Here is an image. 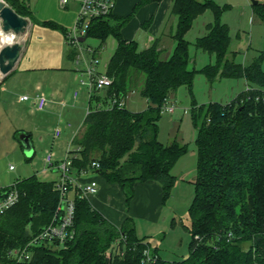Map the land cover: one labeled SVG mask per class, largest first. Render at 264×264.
<instances>
[{
	"label": "trees",
	"instance_id": "16d2710c",
	"mask_svg": "<svg viewBox=\"0 0 264 264\" xmlns=\"http://www.w3.org/2000/svg\"><path fill=\"white\" fill-rule=\"evenodd\" d=\"M159 0H139L136 6ZM21 15L30 16L25 0H7ZM206 9L214 21L197 37L196 45L215 54V63L202 68L209 80L217 77H244L247 88L230 102L212 101L197 105L192 118L197 128V174L188 208L191 232L189 255L180 260H164L156 249V264H264V70L262 55L244 65L229 58L230 29L221 22L222 6L214 0H173L171 12L177 16L172 33V53L165 57L159 40L140 49L135 40L123 37L121 28L133 15L110 14L90 22L88 36L109 35L117 41L106 73L113 82L90 100H124L139 88L147 107L131 111L117 103L111 108H94L85 115L73 167L91 169L108 182L118 184L128 205L135 196V184L157 181L162 202L176 182L171 169L187 151L186 144H164L158 138L163 106L180 85L192 93L196 69L190 66L186 33ZM253 11L264 20V2L253 3ZM147 21L145 24H147ZM44 24L56 27L52 21ZM67 30H65V33ZM74 48L69 49L73 59ZM92 103V104H91ZM168 104V103H167ZM92 161L99 166L93 167ZM55 180H42L33 174L17 180L20 198L0 216V264H14L7 255L11 248L25 244L45 227L55 214L59 191ZM75 199V238L66 246L56 242L35 246L29 260L17 264H144L143 249L148 246L137 235L132 216L120 226L95 209L88 198ZM174 223V220L172 221ZM120 240L118 243L117 241Z\"/></svg>",
	"mask_w": 264,
	"mask_h": 264
},
{
	"label": "crops",
	"instance_id": "0c3cea01",
	"mask_svg": "<svg viewBox=\"0 0 264 264\" xmlns=\"http://www.w3.org/2000/svg\"><path fill=\"white\" fill-rule=\"evenodd\" d=\"M138 1L117 0L113 14L117 16L129 14L131 7ZM25 4L31 9V15L25 16L29 19V23L26 32L20 35L19 40L23 44L21 55L9 73L3 75L0 72V185L2 186L30 176H25L28 173L24 164L16 171V167L10 168L12 164L7 165V160L11 154L18 153L20 148L25 153L35 155V132H40L45 122L56 114H62L59 120L63 125H57L54 128L52 135L54 142L51 144L53 146L48 151H52L58 161L63 158L67 148L72 144L75 150L77 146L73 140L80 134L75 126L78 120H81L80 114H82L84 103L86 105L84 96L80 99V95H84V91L87 92V90L79 83L80 74L75 69L73 59L69 57L70 46L65 36V30L68 31L75 25L80 1L69 0L65 6L60 4V0H25ZM172 4L173 0H159L145 4L140 10L141 16H138L139 11L132 19L133 26L121 28L123 37L127 40H135L140 49L149 47L158 38L163 48V55L168 57L175 46L172 33L178 19L171 12ZM44 21H52L56 23V27L44 24ZM147 21L149 22L145 24ZM105 43L106 40L101 46ZM111 44L116 48L115 37ZM16 75L21 77V82L30 92L18 94L15 93L14 88L11 91L8 82ZM83 88L85 90H82ZM76 90L79 93L75 97ZM23 94H28L30 99L21 100L20 96ZM38 94L45 95L48 100L42 110L36 106L35 97ZM30 127L33 128L28 129ZM56 129L60 131L58 135H55ZM21 135L28 136L30 152H26ZM39 140H43L42 135H39ZM28 154L26 156L24 154L27 160L32 158V156L27 157ZM44 156L41 157V171L35 172L43 174L54 172L57 175L54 179L56 181L59 178V171L46 170ZM33 174L36 175V173ZM71 176L83 182L95 179L98 183V191L88 196L92 206L115 225L120 226L123 223L127 215L123 210V191L118 184L108 182L91 169L83 172L73 167ZM75 193V187L71 188L69 195L75 196ZM139 194L143 196L142 200H138ZM158 203L159 205L162 203L161 185L152 180L137 182L131 204L133 211L130 215L145 214L156 222L159 215ZM135 226L139 232L136 222Z\"/></svg>",
	"mask_w": 264,
	"mask_h": 264
},
{
	"label": "rangeland",
	"instance_id": "374dc122",
	"mask_svg": "<svg viewBox=\"0 0 264 264\" xmlns=\"http://www.w3.org/2000/svg\"><path fill=\"white\" fill-rule=\"evenodd\" d=\"M214 1L222 6L223 10L220 20L227 23L230 29L231 43L228 57L230 59L234 58L236 62L248 65L259 55H262V69L264 70V20L254 13V0ZM256 1L264 2V0ZM136 3L129 11L130 13L133 12V15L124 26L131 28L133 26L132 19L145 6V4L139 5L134 10ZM138 16H141V11ZM214 19L213 12L210 9H206L196 17L193 26L186 33L185 38L189 42V55L191 58L190 66L196 69L192 83V93L186 85H180L177 91L167 99L168 105L173 106L174 111L170 112L163 109L159 120L158 138L160 141L164 144L177 141L187 146V151L177 159L171 169L172 174L177 178L176 182L166 201L160 205L158 203L157 209L159 215L156 222L145 214L132 216L138 227L139 232H137V235L145 243H148L151 249H156L164 260H180L189 255L191 232L186 228V225H190L188 208L194 196V180L197 174V128L192 118L193 101L196 100L197 105L212 101L227 103L240 91L247 88V82L244 77L222 76L209 80L202 72V68L205 65L215 63L216 57L214 53H209L197 47L196 39L206 32V24L214 21ZM19 39L20 36L16 35L15 40ZM112 40H114V37L109 36L106 39L105 45L101 46V41L98 37L89 35L82 41L84 48L90 46L98 50L96 56L98 58L97 68L101 72L106 69V63H108L110 56L115 51V47L111 44ZM86 56L90 58L92 55L90 56V53L86 51ZM20 78L18 75L12 77L8 82V87L11 86V91L14 88L15 93L18 94L30 92L25 84L21 82ZM82 90H85V88ZM84 92V95H80V99L84 96L83 100L86 101V105L84 103L82 114H80L81 120H78V124L75 126L80 133L83 129L82 122L87 112V105L89 104L87 92ZM124 102L125 107L131 111L144 110L148 105L147 99L140 93L139 88L129 91L124 98ZM61 115L56 114L51 117L45 122L40 132H35V155L25 153L20 148L18 153L10 155L7 165L12 164L13 168L15 169L16 167V171H18L22 164H24L26 173H28L25 176L36 173L37 177L42 180H54L57 176L54 172L43 174L35 171H41V157L53 146L51 144L54 142L52 138L54 128L57 125H63L62 121L59 120ZM39 135L43 136L42 141L39 140ZM70 148L74 149V145L72 144ZM24 154L25 156L28 154L27 157L32 156V158L27 160ZM123 196V210L126 215H130L131 211H133L131 204L134 197L127 205L124 193ZM142 197L139 194L138 200H142ZM151 198L153 201L152 196ZM173 220L174 223H172Z\"/></svg>",
	"mask_w": 264,
	"mask_h": 264
},
{
	"label": "built area",
	"instance_id": "2783aa9c",
	"mask_svg": "<svg viewBox=\"0 0 264 264\" xmlns=\"http://www.w3.org/2000/svg\"><path fill=\"white\" fill-rule=\"evenodd\" d=\"M5 4L10 5L7 0H0ZM69 0H60V4L65 6ZM80 9L75 22V25L66 32V41L70 48H74L75 54L73 56V62L75 64L76 71L80 74L79 83L81 87H85L88 94L89 104L87 105L86 114L90 113L94 108H111L117 103L118 106L125 105L124 100H117L111 97L107 101H95L94 108L90 105V100L93 99L94 94L102 93L105 88H108L113 79L110 77L106 70L99 71L97 68L98 50L88 46L84 48L82 46L83 36H88V29L92 19L107 17L113 13L116 0H79ZM2 29L0 19V30ZM86 51L90 53V58L86 56ZM79 91H75V97ZM21 100H28L30 96L23 94L20 96ZM47 97L43 94H38L35 97L36 106L39 110L45 108L47 104ZM163 109L167 111H174L173 106H169L167 103L163 106ZM60 133L59 129H56L55 135ZM73 155L74 150L70 147L61 160L55 158L52 151L46 152L44 156L45 169H57L59 171V178L55 182V188L59 191V202L53 219L45 227H43L38 233L34 234L25 244L20 247L11 248L8 250L7 255L14 264L29 260L32 255V250L35 246H39L45 243L56 242L60 246H66L68 242L75 238L76 231L74 228V215H75V199L74 196L69 195L71 188L75 187L76 193L81 197H86L97 193L98 183L95 179H88L87 181H78L71 176V170L73 169ZM93 167H98V161H92ZM10 168H13L11 165ZM86 172L85 169L82 170ZM20 198V192L17 186V181L2 186L0 185V216L3 215L11 206L18 202ZM118 243L120 240L117 241ZM143 263L144 264H156L158 258L157 254L152 253L151 247L148 245L143 249ZM7 264V263H6Z\"/></svg>",
	"mask_w": 264,
	"mask_h": 264
},
{
	"label": "water",
	"instance_id": "95a60500",
	"mask_svg": "<svg viewBox=\"0 0 264 264\" xmlns=\"http://www.w3.org/2000/svg\"><path fill=\"white\" fill-rule=\"evenodd\" d=\"M253 3H257L256 0ZM0 19L2 29L4 31H12L16 35H22L26 32L29 19L19 14L11 5L5 4L0 1ZM82 41L85 40V36L80 38ZM23 44L20 40H15L11 46L4 47L2 53H0V72L3 75L9 73L14 67L15 63L21 55ZM21 140L24 144L26 152H30L29 141L27 135H21Z\"/></svg>",
	"mask_w": 264,
	"mask_h": 264
},
{
	"label": "clouds",
	"instance_id": "9594fccd",
	"mask_svg": "<svg viewBox=\"0 0 264 264\" xmlns=\"http://www.w3.org/2000/svg\"><path fill=\"white\" fill-rule=\"evenodd\" d=\"M14 43V33L10 30L7 33H4L0 30V53H2L4 47L11 46Z\"/></svg>",
	"mask_w": 264,
	"mask_h": 264
},
{
	"label": "bare ground",
	"instance_id": "6f19581e",
	"mask_svg": "<svg viewBox=\"0 0 264 264\" xmlns=\"http://www.w3.org/2000/svg\"><path fill=\"white\" fill-rule=\"evenodd\" d=\"M4 33H7L9 31H4L3 29H1ZM12 32V31H11ZM13 33V32H12ZM15 37H16V34H14V41H15Z\"/></svg>",
	"mask_w": 264,
	"mask_h": 264
}]
</instances>
